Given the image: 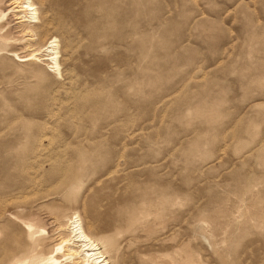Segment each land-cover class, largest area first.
<instances>
[{"label":"rangeland","instance_id":"1","mask_svg":"<svg viewBox=\"0 0 264 264\" xmlns=\"http://www.w3.org/2000/svg\"><path fill=\"white\" fill-rule=\"evenodd\" d=\"M33 2L35 37L0 18V264H75L76 213L111 264H264V0Z\"/></svg>","mask_w":264,"mask_h":264},{"label":"bare ground","instance_id":"2","mask_svg":"<svg viewBox=\"0 0 264 264\" xmlns=\"http://www.w3.org/2000/svg\"><path fill=\"white\" fill-rule=\"evenodd\" d=\"M4 2L8 9L0 8V18L3 19L7 12H12L15 24L20 25L19 32L24 33V36L31 35L35 37V33L32 28L39 23V15L37 7L33 0H1ZM10 18V17H9ZM8 18V20H9ZM13 22V21H12ZM9 25L8 21H2L0 23V31ZM14 29V28H13ZM17 29V27H15ZM4 35V34H3ZM6 36H1L5 38ZM34 37L33 40H34ZM57 38V37H56ZM49 41L48 44L37 49L40 53H45L46 61H49L60 73L59 63V51L56 44L57 39ZM32 54V53H31ZM43 55V54H42ZM36 56V55H35ZM49 65V64H48ZM50 67V68H51ZM52 70V69H51ZM28 228V226H26ZM68 229V235L60 238L58 249L64 256H68L73 259L75 264H111L109 256L105 249V244L99 239L90 235L84 227L83 221L77 213L67 220L65 228ZM59 260L55 257L44 259L39 264H59ZM22 264V263H14Z\"/></svg>","mask_w":264,"mask_h":264}]
</instances>
